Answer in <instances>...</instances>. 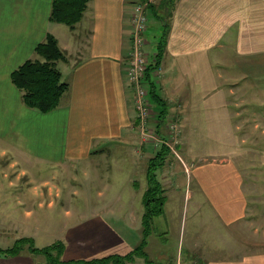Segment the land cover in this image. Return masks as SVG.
Returning a JSON list of instances; mask_svg holds the SVG:
<instances>
[{
  "label": "crops",
  "instance_id": "1",
  "mask_svg": "<svg viewBox=\"0 0 264 264\" xmlns=\"http://www.w3.org/2000/svg\"><path fill=\"white\" fill-rule=\"evenodd\" d=\"M143 1L150 4L145 46L150 63L167 28L153 76L157 92L168 114L181 120V154L195 161L190 176L168 159L158 172L166 196L175 195L176 182L186 184L190 237L184 241L188 253L183 264H194L190 254L203 257L204 264H264V196H234L246 185L235 146L245 145L247 136L240 132L244 113L233 109L246 104L249 90H264V0H90L74 31L50 21L52 0H0V192L4 175L18 169L17 178L28 174V190L37 173L44 177L39 170L64 169L65 196L58 200L68 207L81 196L84 203L74 207L84 220L65 227L59 239L65 245L63 260L83 264L128 255L140 245L144 212L135 213V199L142 196V201L148 189L149 160L157 150L139 135L135 92L127 79L131 14ZM48 34L77 59L59 63L69 91L57 109L40 113L25 105L11 74L25 61L39 59L35 49ZM251 98L249 102L256 103V97ZM239 134L244 137L236 141ZM201 135L217 138L219 159L197 158L214 153L208 149L195 154L194 138ZM117 150H122L120 156ZM51 177L36 183L47 185ZM38 189L39 196H22L24 188L13 196L0 193V201L9 204L13 199L26 216L36 204L53 208L51 190L48 196L42 186ZM169 203L168 198L164 214ZM125 208L129 219L122 223ZM200 229L206 233L202 243ZM136 263L148 264L141 257ZM0 264L49 263L43 254L24 248L17 256L1 258Z\"/></svg>",
  "mask_w": 264,
  "mask_h": 264
},
{
  "label": "rangeland",
  "instance_id": "2",
  "mask_svg": "<svg viewBox=\"0 0 264 264\" xmlns=\"http://www.w3.org/2000/svg\"><path fill=\"white\" fill-rule=\"evenodd\" d=\"M151 26L152 25L150 24L149 33L152 34L153 28ZM150 40H153L152 37L150 38ZM64 52L68 58V61L65 63L77 59V57L75 56L76 53H73V57H71L69 53L68 55L66 51ZM241 83L244 82L242 81ZM249 94L251 96L254 95L256 97V100H254L256 101V103L251 104L249 102V100H252L251 96L250 95L247 96V94H245L246 104L233 105V109L235 112L239 113L240 110V113L241 112L244 113V119H243L244 121L240 122V124H243L244 126L242 127L240 132L246 133L245 137L247 136L245 145L244 143L240 142L239 147H237V145L235 146L237 152H239L238 153L239 166L245 168V169L239 168L238 170L242 174L243 178L246 179V185L243 186L242 189L239 187L238 192L234 196H243V195L264 196V119H262V117L264 118V90L261 92L256 91L255 94L253 90H249ZM261 100L263 102H260ZM156 112H158V109L151 103L149 116L146 122L149 124L148 127L156 132L155 135L159 134V137L147 135L144 128H142V130L141 128H139V122H138L137 130H139V135L141 133L140 135L141 139H145L147 142L149 140L151 144L158 140L161 141L162 139H165L163 141H166L168 139L171 140V138L166 137L170 130L171 124H178V129L180 130V133H182L181 120H179L178 116L176 115H174L175 116L174 117L172 116L173 114H168L164 123H162V124H166L165 130L161 131L162 133L165 132V135L160 134V132L156 130V125H157ZM201 136L203 137L194 138L195 140L194 143L196 145V150H197L195 154H199L200 152H205L208 149L211 150L213 149L214 153L198 155L199 157L197 158L208 159L210 161L219 159L218 157L219 153H217L219 147L216 145L217 138L215 137L206 138L204 137V135ZM243 137L244 136L239 134V137H236L235 140L241 141ZM206 139L208 140L207 141L208 146H206V142H203V140L206 141ZM178 143H179V148L176 149V151L172 150V153L168 157V161L177 162V164L180 166L181 173L183 174L184 171L188 176H190L192 175L191 172L195 167V161L189 160L184 155L181 154L179 150L182 144L181 139L178 141ZM162 144H163L162 142L158 146L155 144L154 147L159 149L162 146ZM121 152L122 150H117L116 154L120 156ZM180 157L183 159L180 160ZM223 157L231 159L230 155L229 156L223 155L222 158ZM97 158L98 157H94L93 159H97ZM108 158L109 156L107 157V159ZM123 159H125V157ZM250 167L251 169H249ZM12 170L14 169H11V173L15 172ZM18 170H16L17 171L16 174L9 175L7 177L4 175L5 183H2L1 185L3 186V190L2 192H0L1 194L3 193V194H7V196H13L12 194L14 191L19 192L22 188H24V193L22 194V196H36V194H38L39 196L40 189H38V187L42 186V189L45 192V194L49 193L48 196H50V190H51L52 196H55L53 200L55 206L53 208H49L46 205L44 207H39V205L36 204L35 211L32 213V215L26 216L27 214L26 211L21 212L20 209H17L15 207V201H13V199L7 202V203L10 202L9 204L1 203L0 201V249L14 247L16 241L22 238H32L34 240L35 247L42 249L59 241V239L62 238L63 236L64 229L66 226L74 225L79 221L84 220L83 217L81 218L79 216L78 217L76 216V208L74 207V205L77 203L79 204L84 203L81 200V196L75 197V200H73V202L70 201L68 207L65 206L66 205L65 200L62 199L58 200L60 196H65L64 169L58 168V169L50 170L47 169V167H45L42 170H39L44 174L45 178H47L51 174L53 175V177L49 179L47 185H41L37 183H40L38 181H41V179L44 177H41V174L37 173V177L32 183V186L34 187L31 188L30 190H28L27 188V185L31 184L28 178V174L23 175L20 178H17V174L19 172ZM32 171L35 172L34 170ZM182 176L184 177V175ZM11 181H14L13 185L10 184ZM135 182L136 181H134V183ZM178 183H179L178 185L179 189L177 190L175 195L168 196L170 203L167 205L166 214H163L155 218L153 224L154 232L150 237H148L149 246L145 248L146 252L149 253V259L158 262L160 264H177L178 262H182L183 264L187 257L186 255L188 253L186 252L187 250L185 249V244L187 241V237L188 238L190 237V234L186 232L187 230L186 224H188L189 227V223H190V212H188V208H187L188 201H185V196H184L186 191V184L181 185V181L176 182V184ZM144 188L146 189V185H144ZM128 197L129 196H123L124 199ZM141 199L142 196H138V199H135V202L138 204V208L135 210V213L137 214L144 212V207ZM91 200L97 202L100 201V198L98 196H91ZM128 212L129 210H127L126 208L123 210V214L126 216L124 217L125 219L120 218L121 220H124L122 221V223H125V221L128 222L129 219ZM115 219L118 220V218ZM112 221L114 222L115 225H117V223L114 220ZM117 222L118 224L120 223L119 221ZM199 233H201L202 235V239L200 241V243H202L203 239L206 236V233L201 229L199 230ZM141 236L143 238V235ZM26 248H28V246H26L25 249ZM189 250L192 251L191 249ZM200 252L202 253V250ZM189 257L195 260L194 264H204V261L201 260L203 257H200L199 255L197 257L195 255L191 256L190 254L188 258Z\"/></svg>",
  "mask_w": 264,
  "mask_h": 264
},
{
  "label": "trees",
  "instance_id": "3",
  "mask_svg": "<svg viewBox=\"0 0 264 264\" xmlns=\"http://www.w3.org/2000/svg\"><path fill=\"white\" fill-rule=\"evenodd\" d=\"M90 0H52L50 21L66 25L71 30L82 22L88 10ZM150 5V4H149ZM166 32L161 37L158 53L154 62L148 65L145 72V89L148 91V98L158 109L156 130L160 133L161 126L168 116L166 102L159 96L154 80V72L158 69L166 43ZM39 59H29L15 69L11 74L14 86L21 91L25 105L40 113H50L57 109L62 98L69 91L70 85L63 79L59 69L60 62H67L65 52L59 47L57 39L48 34L44 42L37 45L35 49ZM42 58V59H41ZM168 135V134H167ZM167 137V136H166ZM171 150L163 143L156 150L149 160L148 167V189L143 196L144 213L142 216L143 239L139 246L128 255H111L101 259L81 262L83 264H134L137 258H144L148 264H159L149 259L145 248L148 244V237L154 232V220L164 214V207L168 196L159 180L158 172L167 162ZM136 185V184H135ZM28 246L33 253H41L46 256L49 264H76V262H65L63 253L65 245L57 241L42 249L36 248L34 240L22 238L16 241L14 247L0 249V259L19 255ZM78 263V262H77Z\"/></svg>",
  "mask_w": 264,
  "mask_h": 264
},
{
  "label": "built area",
  "instance_id": "4",
  "mask_svg": "<svg viewBox=\"0 0 264 264\" xmlns=\"http://www.w3.org/2000/svg\"><path fill=\"white\" fill-rule=\"evenodd\" d=\"M139 3V2H138ZM149 1H143L139 4H135L134 10L131 14V43H132V55L129 68L127 70V79L129 86L135 92V103L137 110V118L139 120V128H144L147 135H155V131L149 128V124L146 122L150 111V100L148 98V91L145 89V72L150 64L149 54L145 50L146 45V32L149 24L148 16ZM171 140L162 139L161 141H155L157 146L162 142L164 143L172 153V150L176 151L179 148L178 141L181 139V133L178 129V124H171L170 130L167 135ZM161 138V137H160ZM149 141V140H148ZM180 160L182 158L180 157Z\"/></svg>",
  "mask_w": 264,
  "mask_h": 264
}]
</instances>
